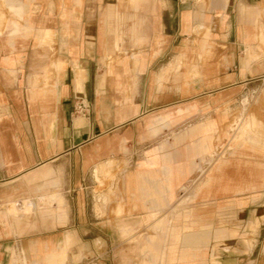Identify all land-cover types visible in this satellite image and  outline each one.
I'll use <instances>...</instances> for the list:
<instances>
[{"label":"crops","instance_id":"0c3cea01","mask_svg":"<svg viewBox=\"0 0 264 264\" xmlns=\"http://www.w3.org/2000/svg\"><path fill=\"white\" fill-rule=\"evenodd\" d=\"M262 3L0 0V264H264L221 224L264 189L262 120L222 127L264 84Z\"/></svg>","mask_w":264,"mask_h":264},{"label":"rangeland","instance_id":"374dc122","mask_svg":"<svg viewBox=\"0 0 264 264\" xmlns=\"http://www.w3.org/2000/svg\"><path fill=\"white\" fill-rule=\"evenodd\" d=\"M262 2L261 21L264 22V0H262ZM262 58H264V56L260 57L258 60H261ZM243 92L244 93L240 99L236 100L231 106H225L224 109L226 120L222 127L228 132L226 137L229 138L231 145L233 142L235 143L242 140L245 134L241 127H239L238 130L235 129L237 128L235 123L236 120L237 122H240L239 120L245 118L251 113H254L264 124V84L255 82L252 86H249L248 89H244ZM244 97L247 98L245 105H243L242 102ZM226 137L224 141H226ZM112 176L113 175L109 177L112 178ZM190 191L191 188H188L185 191L183 190L182 195L176 203L175 210L177 212L176 219L178 223L179 220L183 219L182 217H184V215L186 217V209H188V205H186V203L188 202L184 201L181 204L178 203L186 197ZM257 194V197L252 201H249L246 195H239V197H242L244 201L246 200L245 204H248L247 206L244 204L246 206V210L237 212L232 207L225 210L222 216L221 224L231 225V223H238L239 220H242V223L245 225L236 229L237 232L235 233V238L248 239L249 247L255 243V240L253 239H256V250H261L262 255L264 256V189L260 190ZM15 264L22 263L19 261Z\"/></svg>","mask_w":264,"mask_h":264},{"label":"built area","instance_id":"2783aa9c","mask_svg":"<svg viewBox=\"0 0 264 264\" xmlns=\"http://www.w3.org/2000/svg\"><path fill=\"white\" fill-rule=\"evenodd\" d=\"M88 110V105L82 100V99H77L75 104H74V112L75 113H86ZM18 202L17 204H19ZM82 264H98L97 262L90 260Z\"/></svg>","mask_w":264,"mask_h":264},{"label":"bare ground","instance_id":"6f19581e","mask_svg":"<svg viewBox=\"0 0 264 264\" xmlns=\"http://www.w3.org/2000/svg\"><path fill=\"white\" fill-rule=\"evenodd\" d=\"M216 157H217V154H214L212 157H210V159L208 160V163L206 165H209L213 161V159ZM204 172H205V168H199L198 175H197L196 179H199Z\"/></svg>","mask_w":264,"mask_h":264}]
</instances>
